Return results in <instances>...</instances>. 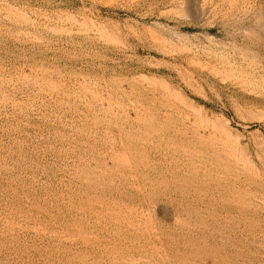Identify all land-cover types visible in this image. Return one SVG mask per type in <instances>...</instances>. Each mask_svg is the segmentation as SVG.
<instances>
[{
    "label": "rangeland",
    "instance_id": "1",
    "mask_svg": "<svg viewBox=\"0 0 264 264\" xmlns=\"http://www.w3.org/2000/svg\"><path fill=\"white\" fill-rule=\"evenodd\" d=\"M0 264H264V0H0Z\"/></svg>",
    "mask_w": 264,
    "mask_h": 264
},
{
    "label": "clouds",
    "instance_id": "2",
    "mask_svg": "<svg viewBox=\"0 0 264 264\" xmlns=\"http://www.w3.org/2000/svg\"><path fill=\"white\" fill-rule=\"evenodd\" d=\"M248 33L247 32H245V35H247Z\"/></svg>",
    "mask_w": 264,
    "mask_h": 264
}]
</instances>
